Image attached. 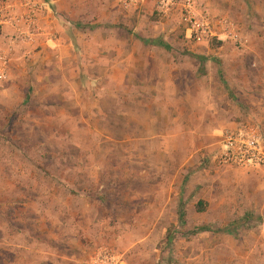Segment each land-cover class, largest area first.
I'll list each match as a JSON object with an SVG mask.
<instances>
[{
	"label": "rangeland",
	"instance_id": "1",
	"mask_svg": "<svg viewBox=\"0 0 264 264\" xmlns=\"http://www.w3.org/2000/svg\"><path fill=\"white\" fill-rule=\"evenodd\" d=\"M198 1L213 16L264 26V0ZM177 25V46L161 51L192 59L196 73L174 84L166 62L150 85L157 95L126 96L124 79L111 96L96 79L78 89L77 74L61 84L55 67L50 84L29 90L21 73L13 95L0 94V251L26 228L35 246L52 243L79 264H264V169L217 161L226 118L247 113L240 85L258 88L264 61L244 37L197 46Z\"/></svg>",
	"mask_w": 264,
	"mask_h": 264
},
{
	"label": "crops",
	"instance_id": "2",
	"mask_svg": "<svg viewBox=\"0 0 264 264\" xmlns=\"http://www.w3.org/2000/svg\"><path fill=\"white\" fill-rule=\"evenodd\" d=\"M135 2L133 7L124 9L119 0H0V94L13 95L21 73L29 75V90L36 89V80L50 84V78L54 79L50 70L54 67V74L59 72L56 76L62 77L61 84L77 74L80 81L78 89L81 81L96 79L99 90H108L100 93L108 96L114 94L115 89L111 86L120 79L126 81V96H132L134 90L141 97H149L153 92L157 95L150 85L155 84L157 78H163L158 74L163 72L161 66L166 62L176 66H172L174 84L186 70L195 75L192 59L177 56L180 57L178 60L176 55L161 51L177 46L174 34L178 30L179 19L149 23L145 10L153 11L154 1ZM30 18H33V24L29 22ZM240 22L237 23L241 24L248 48L264 61V26L250 27L245 19ZM149 40L152 51L147 45ZM182 63L185 66L181 67ZM35 66L36 70L43 67L44 76L38 74L36 79V71L30 74V69ZM229 79L227 77L228 82ZM239 79L244 83L247 78ZM104 81L109 83L100 87ZM241 86L239 90L243 94L238 96H245L243 100L246 98L248 108L240 121L255 125L264 137V76H261L258 88L246 92ZM138 87L140 89L137 90ZM66 92L61 90V96L68 94ZM53 93L51 91L49 95ZM240 121L226 118L228 125L221 134L226 129L237 127ZM36 237L35 233L23 228V231L5 239V243L12 244V247H4L5 250L0 251V264H79L76 257L51 247L52 243L46 245L43 242V248L35 246ZM7 254L9 260L4 258Z\"/></svg>",
	"mask_w": 264,
	"mask_h": 264
},
{
	"label": "built area",
	"instance_id": "3",
	"mask_svg": "<svg viewBox=\"0 0 264 264\" xmlns=\"http://www.w3.org/2000/svg\"><path fill=\"white\" fill-rule=\"evenodd\" d=\"M157 15L171 20L178 18L185 25V38L199 46L214 41L243 45L241 27L228 17H213L198 0H153ZM124 9L133 7L135 0H119ZM32 14H30L31 16ZM33 24V18L29 19ZM217 161L223 167L264 169V137L253 127L228 129L221 135ZM102 264H114L104 259Z\"/></svg>",
	"mask_w": 264,
	"mask_h": 264
},
{
	"label": "trees",
	"instance_id": "4",
	"mask_svg": "<svg viewBox=\"0 0 264 264\" xmlns=\"http://www.w3.org/2000/svg\"><path fill=\"white\" fill-rule=\"evenodd\" d=\"M0 34H1V31H0ZM183 35H184V31H183ZM200 206H202V203H200ZM203 207L201 208L200 207V211H202L203 212ZM167 241H168V243H172L173 242V235H171L170 233L168 234V236H167Z\"/></svg>",
	"mask_w": 264,
	"mask_h": 264
}]
</instances>
